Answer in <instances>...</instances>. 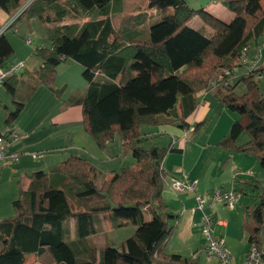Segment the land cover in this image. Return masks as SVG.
Returning <instances> with one entry per match:
<instances>
[{
	"label": "trees",
	"instance_id": "obj_1",
	"mask_svg": "<svg viewBox=\"0 0 264 264\" xmlns=\"http://www.w3.org/2000/svg\"><path fill=\"white\" fill-rule=\"evenodd\" d=\"M113 2L0 0V11L8 18L17 14L5 30L24 14L47 26L49 45L32 50L40 61L32 72L37 83L60 98L64 87H55L57 66L67 59L78 62L86 85L71 94L68 103L80 105L82 125L98 146L118 138L137 164L135 169L123 166L113 171L99 186L81 156L69 155L48 171L31 172L28 187L13 201L16 215L0 220V264H25L32 253H48L54 264H197L163 248L177 215L161 199L162 162L168 152H181V146L171 138L163 146L145 148L141 142L147 125L197 131L204 121L190 124L186 119L197 107L200 90L212 89L237 116L217 146L247 154L264 168V87L259 85L264 77H257L262 68L233 80L224 74L237 66L244 47L264 35V0H219L232 13L229 21L204 7L191 8L186 0H146L152 14L138 11L125 18H131L130 23L121 19L118 24ZM194 17L202 21L197 29L189 25ZM141 25L145 27L136 29ZM5 30L0 33V68L14 52ZM18 82L16 73L2 82L13 101L12 108L5 105L7 123L24 108L26 98L16 93ZM239 83L242 93L235 89ZM244 134L247 140L238 142ZM252 181L258 180L252 177L248 183ZM256 195V203L245 210L252 219L246 235L249 244L261 248L264 193ZM100 213H108L114 227L134 225V233L120 247L105 244L97 249L89 236L101 229Z\"/></svg>",
	"mask_w": 264,
	"mask_h": 264
},
{
	"label": "crops",
	"instance_id": "obj_2",
	"mask_svg": "<svg viewBox=\"0 0 264 264\" xmlns=\"http://www.w3.org/2000/svg\"><path fill=\"white\" fill-rule=\"evenodd\" d=\"M203 7L221 20L225 21L226 18H232V13L228 11L220 2L217 3L213 1ZM148 11L149 15L154 12L153 9H149ZM7 19V15L3 11H0V25ZM201 23L202 21L199 17H194L190 21L189 25L194 29H197L200 27ZM146 25L149 24L147 23ZM144 27L145 26L141 25L136 29H143ZM142 34L147 35V27L146 31L144 30ZM253 53L254 45L250 47L248 56L251 57ZM16 60H22L24 62L23 69L16 73L19 80L16 93L19 97H25L26 99H24V108L18 117L10 123H7L5 120L4 122L10 126L15 121H18L15 128L20 134H22V137L18 141L14 142L12 146V149L18 153V159L16 161L0 165V178L5 171H10L13 177L17 180V193H19L20 189L24 190L28 187L30 181L29 175L31 172L36 170L48 171L51 167L69 155H76L81 157L88 156L91 159L87 160L93 169L94 183L97 186H99L103 181L109 180L113 175V171L118 170L117 167L111 166L110 164L117 161L118 158H115V156H123L128 153V155L132 157L131 151L122 144L121 140L118 139L121 149L117 152L119 147L116 145L117 138L106 142L103 147H100L95 143L82 125L80 105L70 104L68 103L69 97H64L66 83L60 86L64 87L62 96L60 98L57 97L58 99L63 101L65 100V102H67V105L60 109L64 112L60 111L59 114L52 113V115H50V110L48 112L47 110H43L41 113L33 112V114L28 117L30 118L28 122L27 119H23L24 121L21 120L20 115L26 111L27 103H31V101L36 102V99L40 96L44 99L47 97L51 101V97L47 96V94H45V92L40 88L41 86H46L38 84L32 76V72L40 64L39 59L33 54L18 53L13 59L9 58L8 64ZM69 60L72 59H67L66 61ZM74 62L80 65L78 62ZM71 66H74V64H71L70 67ZM243 69L244 66L239 67V73L243 72ZM79 70L82 71V67L79 68ZM236 76L232 77V80ZM0 84L3 85L2 83ZM51 94L54 95L52 92ZM210 94H213L212 89H203L196 93V98L200 99V102L198 101L199 106L198 108L196 107L193 113L187 117L186 121L188 123L194 124L201 121L205 122L209 119L210 106L208 105L206 98ZM54 97L56 98L55 95ZM46 118H50L51 123L46 124ZM159 127L161 129L158 132L167 133L169 138L172 134L181 135L184 131L181 128L167 124L159 125ZM222 127V131H220L216 137L217 141L209 142L206 140L200 144L196 138V140L192 143L183 144L182 142V144L179 145L181 146V152H176V154L175 152H168L162 162L164 179L161 199L162 202L167 205L168 210L177 215V218L173 220V232L163 245L164 251L166 253H177L183 257L193 258L197 264H210V261H213V259L207 260L204 255L206 240L203 236L201 228L203 210L197 208V196H203L207 200L204 212L210 213L212 216L216 217L217 220H219L220 223L216 224L215 227L216 233L224 238L226 247L236 259L238 252L236 251L237 245L235 240L239 237L238 233L240 231V227L238 225L239 223H237L236 220L237 213L234 212L231 220L219 218L218 211L220 210V206L218 205L221 202L215 204V202L219 201L211 202L209 197L215 189L236 190L235 192L239 198L238 202L242 199V194L244 193L245 197L241 200V203L244 208L246 207L245 210H247L252 207L254 203H256V194L260 190L261 178L264 176L258 166L259 164L257 163V160H254L253 157L242 153H229L217 146L218 141L227 135L225 131V122ZM66 144L69 145L66 146ZM167 144H169V142ZM220 150L225 153H229V156H224L222 159ZM189 152L197 153V156L193 163L187 164L185 157ZM34 154H40V156L34 157ZM200 160L201 164L206 168V174L203 176H197L194 174L195 167L199 165ZM107 162L108 166L111 168L109 167V169H104V164L106 165ZM258 175L261 176V178H257ZM184 176H186V178H184ZM252 177L256 178L259 182L252 181V183H248ZM173 178L185 179L189 182L195 183L194 191H173L169 187ZM237 184L240 185L239 189L236 188ZM253 186L255 189L252 188ZM262 193H264V190H262ZM98 217L102 225L101 229L98 232L91 234L89 239L102 237L105 239L101 243L102 246H104L107 244L105 233L107 230L113 229L114 226L110 221L108 213H100ZM145 217L146 219H150L151 215L147 214ZM68 228L70 234L72 235L74 231V221L72 219L68 223ZM175 235H178V238H180L182 245L185 246L186 249H178L177 247L171 246V241ZM243 235H245V233H243ZM245 241L247 243L246 245L244 242L242 243L244 252L243 258H245V254L249 247L247 235H245ZM239 245H241L240 239H238V246ZM195 254H197V256H195ZM202 256L204 257L203 259L206 263L201 262ZM214 263L219 264L218 259H216Z\"/></svg>",
	"mask_w": 264,
	"mask_h": 264
},
{
	"label": "rangeland",
	"instance_id": "obj_3",
	"mask_svg": "<svg viewBox=\"0 0 264 264\" xmlns=\"http://www.w3.org/2000/svg\"><path fill=\"white\" fill-rule=\"evenodd\" d=\"M217 2L219 3V0H186V3L191 8H200L205 5H207L210 2ZM146 0H114L112 7L113 11V17L116 19V24L127 20L125 18H129V16H134L135 14L140 12H144L146 16H149V11L146 8ZM119 8V9H118ZM138 10V11H137ZM95 16V14H94ZM131 19V18H130ZM127 20V23H130L132 20ZM140 20L141 18L138 17ZM230 18H226L225 21H229ZM10 18H8L5 22L2 23V25H6ZM140 25V24H139ZM5 35L12 44L14 48V53L10 57V59H13L14 56L18 53L23 54H32V50L39 45L42 46H48L49 45V38H48V31L47 26L43 24L38 17L36 16H29L27 14H24L21 16L17 21H15L12 26L8 27L5 30ZM71 64H74V66H71ZM81 68L80 65L75 63L72 60L61 62L57 66V75L55 79V87H60L62 84L66 83V89L64 92V97L68 98L71 94L75 92H80L85 87V81L81 76V71L79 70ZM232 76V75H231ZM234 77V76H232ZM259 85L261 87H264V80H260ZM41 90L47 94V96L51 97L48 99L47 97L42 98V96L38 97L35 101H31V103H27L26 111L23 112L20 116L21 120L27 119V122L30 120L28 118L33 112L41 113L43 110H47V112L50 110L51 114H56L61 111L60 109L63 108L65 105H67V102L65 100L55 98L54 95L51 94V92L47 89V87H40ZM236 92L242 93L244 90L243 84L239 83L236 86ZM208 105L210 106V115L209 119L206 120L201 127L195 131V132H189L188 133V141L184 142L183 144L192 143L196 140L200 144H202L204 141L214 142L217 141L216 137L218 136V133L222 131L223 124L225 122V131L228 134L231 123L233 120L237 117L234 112L229 111L226 109L222 103L216 98L214 94H210L207 98ZM197 101L200 102V99L197 98ZM12 98L11 95H9L3 85L0 84V132L5 131L7 129H16L15 126L17 125L18 121H15L10 126H8L4 120L6 116V110L5 105L9 108H12ZM197 104V108H198ZM65 110V109H64ZM64 112V111H61ZM44 115V114H43ZM23 120V121H24ZM169 120V119H168ZM228 121V122H227ZM22 122V121H21ZM51 123L50 118H46V124ZM227 123V124H226ZM229 123V124H228ZM228 125V126H227ZM159 126H143L142 127V133H143V140L141 142V145L145 148L151 147L153 145L157 146H163L167 145L168 142H170L169 135L164 132H158L160 131ZM163 129V128H162ZM247 140V135H242L238 142H243ZM119 140L117 138L116 145H118L117 152L120 151L121 147L119 145ZM182 144V142L178 141L176 143V146H179ZM69 144H66V146ZM115 145V146H116ZM129 152V151H127ZM222 159L224 156L228 157L229 153H225L224 151L220 150ZM176 154V152H175ZM197 153L189 152L186 154V162L187 164L193 163L196 160ZM86 160H91L88 156L84 157ZM115 158H118L116 162L110 163L111 166L117 167L119 170L123 166H130L132 168H137V164L135 160H133V157L129 156L128 153L123 156H115ZM87 160V161H88ZM255 160V159H254ZM89 162V161H88ZM258 163V161H257ZM259 164V163H258ZM262 175H264V168H262L260 165H258ZM110 166H108V162L106 165L104 164V169H109ZM111 168V167H110ZM194 174L197 176H203L206 174V168L201 164V160L199 161V165L195 167ZM261 176H257V178ZM252 183V182H251ZM236 188H240V185L237 184ZM254 189V186L252 187ZM262 190H264V176L261 178V184H260V190L258 191L259 195H262ZM236 191V190H235ZM18 188H17V180L13 177V175L10 173V171H5L1 178H0V220L5 218H12L16 215L15 208L13 206V201L18 197ZM185 192V191H183ZM245 197L244 193L242 194V199ZM235 204V207L230 209L228 208L224 203H220L218 206H220L219 218L224 220H231L232 215L234 212L237 213L236 220L237 223H239L240 231L238 233L239 237L235 240L236 242V251L237 257L234 258L233 254L231 255V264H242L244 252H243V246L242 243L246 245L245 241V235L248 233L249 227L252 224L251 217L245 212V208L243 204L241 203V200ZM257 199V198H256ZM258 200V199H257ZM244 211V213H243ZM214 219H217L214 217ZM244 225V226H243ZM135 227L134 225L127 223L120 226H116L113 229H109L106 231V241L108 245L114 246V247H120L121 243L130 237L134 233ZM232 233V232H231ZM245 233V235H243ZM233 237V236H232ZM238 239L241 240L240 248L238 246ZM104 238H97V239H91V242L94 244V246L99 249L102 246V241H104ZM250 245V244H249ZM172 247H177L178 249H186L185 246L182 245L180 238H178V235L173 237L171 241ZM249 249V247H248ZM247 249V251H248ZM197 253V252H196ZM247 254V252H246ZM245 254V256H246ZM205 255V254H204ZM197 256V254H195ZM78 259H82V256H77ZM204 257H201V262H204ZM213 261H210V264H215L214 261L217 259L216 257L212 258ZM241 259V260H240ZM208 262V261H207ZM25 264H54L52 258L48 253H43L41 255H36L35 253L29 254L26 263ZM220 264V263H219Z\"/></svg>",
	"mask_w": 264,
	"mask_h": 264
},
{
	"label": "built area",
	"instance_id": "obj_4",
	"mask_svg": "<svg viewBox=\"0 0 264 264\" xmlns=\"http://www.w3.org/2000/svg\"><path fill=\"white\" fill-rule=\"evenodd\" d=\"M17 14L10 17V20L6 25H0V33L5 30L7 26L13 21ZM249 47L246 46L242 49L241 55L235 66L231 71L229 69L224 70V74H231L232 76L239 75L241 73L249 72L258 68H262L257 73V77H264V35L254 45V53L251 57L248 56ZM243 67V72L239 73V67ZM24 67L22 60H16L5 67L0 68V83L3 82L8 76L20 72ZM231 76V77H232ZM192 128H190L191 130ZM189 130L183 131L180 136L170 135L171 142L176 144L178 141H188ZM22 137L16 129H7L0 132V165L8 162H13L18 159V153L12 149L13 143L18 141ZM34 157L40 156V154H34ZM186 178V176H184ZM169 187L175 192H193L195 189V183L189 182L185 179L173 178L169 184ZM211 202L219 201L224 203L228 208L235 207L237 202V193L234 190H214L209 197ZM207 200L203 196H197V208L203 210L201 218V228L203 236L206 240L205 245V258L207 260L216 257L220 264H231L230 251L226 247L224 238L216 233V224L220 223L219 220L214 219L209 213L204 212L206 208ZM262 256H264V245L257 247L255 244H250L247 254L244 258L243 264H262Z\"/></svg>",
	"mask_w": 264,
	"mask_h": 264
}]
</instances>
